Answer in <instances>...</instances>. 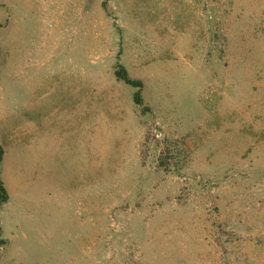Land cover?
I'll list each match as a JSON object with an SVG mask.
<instances>
[{"label": "rangeland", "instance_id": "374dc122", "mask_svg": "<svg viewBox=\"0 0 264 264\" xmlns=\"http://www.w3.org/2000/svg\"><path fill=\"white\" fill-rule=\"evenodd\" d=\"M0 147V264H264V0H0Z\"/></svg>", "mask_w": 264, "mask_h": 264}, {"label": "trees", "instance_id": "16d2710c", "mask_svg": "<svg viewBox=\"0 0 264 264\" xmlns=\"http://www.w3.org/2000/svg\"><path fill=\"white\" fill-rule=\"evenodd\" d=\"M115 74L118 80H122L123 82H125L126 84L135 87L137 90L135 91V93L133 94V100L137 105H144V100H143V95H142V88H143V82L141 79H136V78H132L126 68L118 63L116 65V70H115ZM144 109H148V107L145 106ZM3 159V149L2 147H0V206L7 202L9 195H8V191L5 187L4 181L2 179L1 176V162ZM0 234H1V228H0ZM0 242H3V240H0Z\"/></svg>", "mask_w": 264, "mask_h": 264}, {"label": "crops", "instance_id": "0c3cea01", "mask_svg": "<svg viewBox=\"0 0 264 264\" xmlns=\"http://www.w3.org/2000/svg\"><path fill=\"white\" fill-rule=\"evenodd\" d=\"M30 135H31V128L30 127L29 128L27 127V140L30 137ZM3 155H4V153H3ZM2 179L4 181L5 187H6L7 191H8V195H9V198H8L7 202L3 203L2 206L3 205H7L8 206V205H11L12 204V200L11 199L17 195L16 194L17 191L15 190L14 187H11V185H8V183H7V181H6V179H5V177H4L3 174H2Z\"/></svg>", "mask_w": 264, "mask_h": 264}]
</instances>
